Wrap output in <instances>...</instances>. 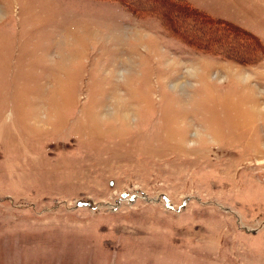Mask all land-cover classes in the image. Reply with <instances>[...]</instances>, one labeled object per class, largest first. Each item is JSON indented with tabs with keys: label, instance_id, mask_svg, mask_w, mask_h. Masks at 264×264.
I'll return each instance as SVG.
<instances>
[{
	"label": "rangeland",
	"instance_id": "374dc122",
	"mask_svg": "<svg viewBox=\"0 0 264 264\" xmlns=\"http://www.w3.org/2000/svg\"><path fill=\"white\" fill-rule=\"evenodd\" d=\"M0 264H264V0H0Z\"/></svg>",
	"mask_w": 264,
	"mask_h": 264
}]
</instances>
